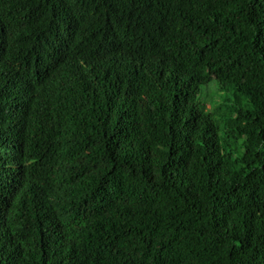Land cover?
I'll list each match as a JSON object with an SVG mask.
<instances>
[{
	"label": "trees",
	"instance_id": "1",
	"mask_svg": "<svg viewBox=\"0 0 264 264\" xmlns=\"http://www.w3.org/2000/svg\"><path fill=\"white\" fill-rule=\"evenodd\" d=\"M0 264H264V0H0Z\"/></svg>",
	"mask_w": 264,
	"mask_h": 264
},
{
	"label": "rangeland",
	"instance_id": "2",
	"mask_svg": "<svg viewBox=\"0 0 264 264\" xmlns=\"http://www.w3.org/2000/svg\"><path fill=\"white\" fill-rule=\"evenodd\" d=\"M215 82L211 81L207 85H204L201 87L202 90V101H204L206 98L214 99L217 96V90H215ZM229 104V103H227ZM211 103H207L206 107H209Z\"/></svg>",
	"mask_w": 264,
	"mask_h": 264
}]
</instances>
